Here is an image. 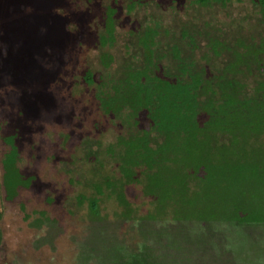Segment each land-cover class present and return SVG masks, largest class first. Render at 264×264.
<instances>
[{"label": "rangeland", "instance_id": "1", "mask_svg": "<svg viewBox=\"0 0 264 264\" xmlns=\"http://www.w3.org/2000/svg\"><path fill=\"white\" fill-rule=\"evenodd\" d=\"M191 1L144 0L128 15L124 0H0V264H264V225L227 229L224 239L187 230L186 238L180 234L170 241L167 235L178 225H169L161 243L153 236L142 243L139 223L146 219L156 229L161 221H173V212L160 219L152 198L132 184L124 189L131 209L125 218L126 210L104 184L116 174L121 138L148 135L162 144L144 115L135 118L123 108L115 117L100 107L127 66L144 68L148 54L134 44L139 33H157L151 51L161 71L176 74L183 62L211 75L230 56L209 52L208 37L250 41L264 31L247 0L205 8ZM108 5L119 11L115 41L101 46ZM188 39L197 47L188 46ZM240 80L251 94L264 82V70ZM148 148L155 151V145ZM8 155L32 181L12 199L3 184ZM261 191L264 196V185ZM92 199L98 217L89 209ZM217 206L224 210L223 203Z\"/></svg>", "mask_w": 264, "mask_h": 264}, {"label": "trees", "instance_id": "2", "mask_svg": "<svg viewBox=\"0 0 264 264\" xmlns=\"http://www.w3.org/2000/svg\"><path fill=\"white\" fill-rule=\"evenodd\" d=\"M232 1L191 2L205 8L212 4L226 6ZM247 1L257 9L264 28V0ZM143 2L124 0L126 13L130 15ZM118 14L113 5L104 8L101 46L114 43ZM156 36L155 30L146 28L135 37L134 44L148 54L144 68L127 66L113 87L114 94L99 101L101 109L110 116H118L123 108H130L135 118L144 115L150 131L161 138L162 144L148 135L141 139L121 138L117 171L113 178L105 179V187L126 210L125 218L131 209L124 189L132 184H140L143 195L152 198L160 219L169 216L166 211L173 212V221H161V225L154 226L156 229L146 219L140 222L142 243L150 236L161 243V234L170 229L169 225H178V230L168 233L169 241L174 236L182 238L180 234L186 238L187 230L223 238L227 229L249 230L254 225H264V141L259 142L264 137V82L257 83L250 94L240 80L255 70H264V31L250 41L242 37H208L205 48L209 52L230 56L224 69L211 75L205 68L191 71L183 62L176 74L161 71L151 51L157 45ZM188 41V46L197 47L194 39ZM174 50L178 52L177 48ZM86 80L91 82L93 76L87 74ZM151 144L155 151L148 148ZM23 180L26 179L15 168L13 156L8 155L3 178L8 199L15 197L20 187L31 185V179L26 184ZM93 186L101 193L99 185ZM215 191L220 195L214 196ZM221 203L225 206L223 211L217 206ZM97 205V200L90 201L94 217H98ZM219 224L222 226L218 230Z\"/></svg>", "mask_w": 264, "mask_h": 264}]
</instances>
